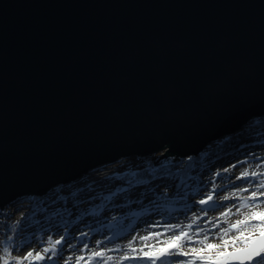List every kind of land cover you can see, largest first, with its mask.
Here are the masks:
<instances>
[{
  "label": "water",
  "instance_id": "obj_1",
  "mask_svg": "<svg viewBox=\"0 0 264 264\" xmlns=\"http://www.w3.org/2000/svg\"><path fill=\"white\" fill-rule=\"evenodd\" d=\"M261 115L264 0H0V209Z\"/></svg>",
  "mask_w": 264,
  "mask_h": 264
},
{
  "label": "rangeland",
  "instance_id": "obj_2",
  "mask_svg": "<svg viewBox=\"0 0 264 264\" xmlns=\"http://www.w3.org/2000/svg\"><path fill=\"white\" fill-rule=\"evenodd\" d=\"M264 115H261L259 118H263ZM254 119V118H253ZM248 123V122H247ZM246 123V124H247ZM238 130H241L240 128ZM237 130V131H238ZM236 131V132H237ZM257 134H260L262 138H264V125L263 126H258L256 128L249 129L245 136L237 142V144H234L231 146L230 149H232L235 153L237 152L240 147L249 141L252 140V138L255 139V136ZM223 137H219L218 139L214 140L213 142L207 143L200 151L198 154H205L210 152L214 146H209L210 144L216 143L217 140L222 139ZM231 140V139H228ZM232 141V140H231ZM252 142V141H251ZM264 144V141L262 142ZM216 147H214L213 150H215ZM251 148V147H249ZM256 149V147H254ZM230 149H227V154L231 152ZM230 150V151H229ZM250 150V151H249ZM254 151L253 148L248 149L244 154H241V156L246 155L248 152ZM263 151L262 153H259L260 158L258 157L257 154H250L248 155L247 160H249L248 164H253L252 167H249L248 164L241 165L238 169L236 168H230L226 170L225 168L228 166L230 162L234 165V163L237 162L235 160L236 157H231L228 158L227 161L225 160H211L213 159L209 156H205L202 159H198L197 163L202 164V167H197V165L192 169V171H189L187 174H191L190 177L187 175L185 177V181L180 180L179 177L176 175L173 176H167L164 175H153L152 179H146L145 184L148 189L151 190L152 188L157 186L156 188V195H152V192H149L150 197H152V200L157 203L158 207H161L163 204L168 206V205H173L169 209H175L177 206L181 205H186L187 207H190V211L188 210L186 213L190 214V216L196 217L197 213H199V210H202V206L199 207V205L192 204L193 201H198L201 200V196L203 200L207 199L208 195H212V197H215V190L219 187L220 184H225L228 182V180H231L234 175H241L242 172L244 171H255L256 173L259 172V169L261 166H259V163L263 161L264 156V149H261ZM158 153H155L154 155L151 154L146 157H138V156H132L129 158H121L120 160L114 162L113 164H105L103 166H99L87 175H84L82 179H78L74 182L68 183V184H61L57 186V189H51L48 190V193L44 195H48L43 201L42 204H40V207L42 208V213L41 214H46V212L54 217H50V219L47 220V218H42L36 217L37 219L36 222L32 223L31 225L28 226L29 231H31V236L25 240L21 241L20 243H17L14 247H10L8 249V253H11L12 256H15L17 258H21L25 256L28 252H33L35 255L36 252H40L41 255L45 256V259L37 261V263L32 264H59L61 263V258L57 253L61 250V247H65V240L68 239L66 244H69L70 246H74L75 244H78L81 242L80 247L83 249L85 245L87 247L85 248H95L96 249V244L98 243V240H101L102 237L99 235H92L89 233V230H85L84 233L82 234V238L76 239L72 237H68L69 233H73L77 229H83L82 227L74 228L75 225H83V221H89L91 220V216L96 214L99 211H104V208H107L113 201H110L112 197L115 196V194L122 192L127 188L133 187V191L135 190H140L137 188H141L142 186H136L139 185L141 182H135L132 185H126L124 181L119 179V175L122 172L126 171V174L128 172H133L136 171L137 169H141L142 165L146 164V159L148 157H154ZM230 155V153L228 154ZM227 155V156H228ZM226 156V157H227ZM174 157V156H173ZM190 157V156H188ZM196 157V156H193ZM172 158V157H171ZM187 157L181 158V162L178 166L176 164L172 167L174 170L179 169L181 166H183L185 163ZM168 158L162 157L160 160H167ZM243 157L239 158L238 160H242ZM199 164V165H200ZM231 164V165H232ZM209 165V166H208ZM230 165V166H231ZM207 167V169H205ZM249 167V168H248ZM196 170L199 171L196 173ZM231 173L232 176L227 177V174ZM123 182H121V181ZM198 184L200 188L196 191L197 193H192L194 189H196L195 184ZM187 184V185H185ZM161 185L162 187H160ZM193 185V186H192ZM203 185H206L205 188H202ZM159 186V187H158ZM167 186V187H166ZM250 187L254 186V184H249ZM117 188L116 190L113 191L114 188ZM56 188V187H54ZM166 188V189H165ZM164 189V190H163ZM116 191V192H115ZM163 192V194H160ZM180 195L177 197L181 201L178 203H169L171 202V196L168 198L166 194L170 193ZM184 194V196H182ZM43 197V196H41ZM183 197V198H180ZM218 200V199H217ZM76 201V203H73ZM72 202V204H71ZM181 203V204H180ZM30 202L26 201L25 199L23 200H17L10 202V206L5 205L2 207V211L4 212L3 214H0V257H5L2 251V235L3 231L5 229L6 224H11L13 222H17L19 218H21L22 215H24L25 212H27V205H29ZM93 204V205H92ZM91 205L94 208V205H96V208L94 210H90V213H85L83 211V214L80 215L79 217V211H77L79 208H86V207H91ZM207 207V206H206ZM264 208V205H261L260 208H256V211H261V208ZM135 211V209L133 210ZM135 213V212H133ZM37 215L36 212L32 214L31 216ZM64 215L66 218H64ZM169 216L168 214L165 215H153L152 217L149 218L147 224L153 225V224H160L159 220L163 219L164 217ZM77 217V218H76ZM199 217V216H198ZM64 220V224H61L60 220ZM46 222V223H44ZM60 222V223H59ZM128 223V222H127ZM164 223V222H163ZM73 226V227H72ZM167 227L164 224L158 225L157 228H163ZM184 228L181 227V229H178L177 231H174L171 233V236L178 235L181 231H183ZM157 231V230H155ZM170 237H165L163 240L158 241V242H153L154 243V249L158 248H166L168 246V243H170ZM62 238V239H61ZM61 240V243L59 245L55 244L56 240ZM120 241L117 239L114 242ZM113 243V242H112ZM51 244V248H50ZM196 247H201L200 245H195ZM49 248L51 249L48 253H44L43 249ZM231 251V250H229ZM86 252V251H85ZM87 254V252H86ZM50 257V259L48 258ZM6 258V257H5ZM9 259V264H15V262L11 259L10 256H8ZM150 262V261H148ZM197 262H195L196 264ZM23 264H27V261L23 262Z\"/></svg>",
  "mask_w": 264,
  "mask_h": 264
},
{
  "label": "bare ground",
  "instance_id": "obj_3",
  "mask_svg": "<svg viewBox=\"0 0 264 264\" xmlns=\"http://www.w3.org/2000/svg\"><path fill=\"white\" fill-rule=\"evenodd\" d=\"M250 123L252 124L253 121H251ZM263 140L264 138H262L260 134H257L255 136V139L252 138V142L250 141L251 143L247 145V147L254 146L256 147V149H254V151L248 152L244 156H239L238 159L241 157H243V159H235L237 160V162L234 163V165L232 164L233 161L230 162L225 169L228 170L232 168V166L233 168L238 169L241 165L248 164L249 160H247L248 158H246L248 157V155L252 153L258 155L259 153L263 152L261 151V149H264V144H261ZM242 149L243 148L238 149L239 152H241ZM245 151L246 149H243V152ZM262 156H264V154H262ZM258 157L260 158V155H258ZM225 159L227 158L224 156L223 160ZM248 165L249 167L253 166V164ZM202 166V164L198 165V167ZM259 166L261 167L259 169V172H257L256 177L249 176L247 178L237 179L241 176L238 174L234 175L231 180H228L227 183L220 184L219 187L215 190V197H213L211 201H208V203L201 205L199 203V199L196 202H192V204L203 207L201 208L202 210H199L200 212L196 214V217L190 216V214L186 213L188 210L190 211L191 208H185V205L177 206L178 204H176L175 206L177 207L174 210L169 209L173 205L166 206L163 204L161 207H158L160 205L155 203L152 200V197H150L149 195V192H152V195L157 192L156 185L154 188L149 190V187L146 186L148 184H144L141 181L139 185L137 184L134 186L136 187L141 185V188H137L140 190L133 191V187H129L124 191L122 189V192H119L115 194L114 197L110 198V201H113L114 205L117 207L115 208V210H104L97 212L96 214L91 216V220H87L85 222L83 221V225H75L73 227V229L75 227H82V230L77 229L73 233L68 234V237L76 239L82 238V234L85 230H89V233H91L93 236L99 235L102 238L101 240H98L96 249L85 247L81 249V242H79L78 244L74 243V246H70L69 244H66V242L68 241L67 239L63 243V245L65 244V247H61V250L59 251V253H57L62 260L59 264H75L76 257L79 256L84 257V260H81L80 264H105V261L106 264H117V261H119L120 264H132V262H142L146 264L148 263V260H141L138 257H140L143 252H149L150 250H153V242H158L163 240L165 237H170L172 232L181 229V227L184 228L183 231H187L188 235L192 237L191 242H188L186 238L181 242L183 244V251L190 252L192 248H195V245H200L199 241L203 240V237L205 235L209 237V241L207 242L215 243L222 249V243L219 241V239H214L213 237H215L217 233H221L222 229L229 228L230 225L235 223L236 220L243 219L244 215L247 214L250 210L256 211V209L240 208V212L237 213V208L241 204L253 203L252 201H249L247 197L251 194L252 191H256L258 189V185L261 182H264V175H261V173H264V158L263 161L259 163ZM205 169H207V167ZM251 172L252 171H249V173ZM229 176L231 177L232 174L228 173L227 177ZM194 184L195 187L198 185L196 183ZM249 184H254V186L250 187ZM205 186L206 185H203L202 188H205ZM245 187L249 188L248 192L239 191L240 188ZM116 189L117 188L115 187L113 191ZM197 190L194 189L191 192L196 194ZM259 191H264V189H259ZM226 196L229 197L227 200L224 199V197ZM260 199L264 200V197H261ZM255 203L259 204L260 201H256ZM134 209L135 211H133ZM229 209H231V212L227 217L221 215L222 213L227 212ZM261 210H264V208L262 207ZM165 214H168L169 216L160 219V224L156 223L150 225L146 222V220L149 219L148 217L150 216L152 217L153 215L157 216ZM178 217H181L182 219H179ZM253 223H259V221H253ZM161 224L167 226L163 228L162 231V228H157L158 225ZM213 224H215L216 227H213ZM170 225H177L178 227L172 229L169 227ZM238 234L239 233L236 230H232L228 233V237H235ZM142 237H149V239L144 240L142 239ZM228 237L225 238L227 239ZM117 239H119L120 241L114 242ZM130 243L132 244L133 248L137 250L135 253L132 252V249L128 247ZM109 249L114 250L109 251ZM228 250L232 249L229 248ZM85 251L87 252V254ZM92 251L103 252L104 258L101 259L96 257L89 260L88 257L90 256ZM170 252L175 253L176 249H170ZM125 253H128L130 257L135 256L137 257V259L124 260L122 259V257ZM108 257H111V259H108ZM191 258V256L184 257L176 256L173 254L170 256L161 257V259L157 261V264H180V261ZM196 262V264H200L199 261Z\"/></svg>",
  "mask_w": 264,
  "mask_h": 264
},
{
  "label": "snow or ice",
  "instance_id": "obj_4",
  "mask_svg": "<svg viewBox=\"0 0 264 264\" xmlns=\"http://www.w3.org/2000/svg\"><path fill=\"white\" fill-rule=\"evenodd\" d=\"M261 175H264V173H261ZM249 176L256 177L257 173L255 171H252L251 173L244 171L237 179L247 178ZM259 189H264V182H261L258 185V189L252 191L247 197V199L253 203L241 204L237 208V213L240 212V208L256 209L260 208L261 205H264V200L260 199L261 197H264V191H259ZM239 191L248 192L249 188H240ZM228 198L229 197L227 196L224 197L225 200ZM212 199V195H208L206 200L202 199L199 203L203 205ZM256 201H260V203H255ZM230 212L231 209L221 215L227 217ZM253 221H259V223H253ZM169 227L175 229L178 226L170 225ZM213 227H216V225L213 224ZM232 230H236L239 234L235 237H228V233ZM225 237L228 238L226 239ZM185 238L188 242L192 241V237L188 235L187 231H181L178 235L169 238L171 242L168 243L166 248H158L150 250L149 252H143L138 258L141 260L146 259L150 261L151 264H157V261L160 260L161 257L174 254L176 256L192 257L191 259L180 261V264H195L196 261H199L200 264H264V210H250L244 215L243 219L236 220L229 228H224L221 230V233H217L213 238L219 239L223 245L222 249L215 243L207 242L209 241V237L205 235L203 240L199 241L201 247L192 248L190 252H186L182 250L183 244L181 243ZM142 239L147 240L149 237H142ZM60 243L61 240L59 239L55 241V244L57 245ZM85 247H87V245H85ZM128 247L132 249V252L134 253L137 251L133 248L131 243ZM229 248L232 250L229 251ZM170 249H176V252L172 253L170 252ZM50 250L51 249L49 248H45L43 249V252L48 253ZM113 250L114 249H109V251ZM6 255L10 256L15 264H23V261H28L30 257L37 261L45 259V256L41 255L40 252H36L34 255L31 251L21 258L12 256L11 253H6ZM96 257L103 259L104 253L100 251H92L88 259L91 260ZM48 258L50 259V257ZM108 259H111V257H108ZM122 259H137V257H130L128 253H125ZM81 260H84L83 256L76 257L75 264H80ZM0 264H9V259L0 257ZM117 264H120V262L117 261Z\"/></svg>",
  "mask_w": 264,
  "mask_h": 264
},
{
  "label": "trees",
  "instance_id": "obj_5",
  "mask_svg": "<svg viewBox=\"0 0 264 264\" xmlns=\"http://www.w3.org/2000/svg\"><path fill=\"white\" fill-rule=\"evenodd\" d=\"M259 123V122H258ZM261 125H264V121L260 122ZM259 123V124H260ZM255 123H252V125L250 126V128L254 127L255 125H253ZM257 124V125H259ZM256 125V126H257ZM247 125L242 127L240 131L236 132V136L234 137L233 140H237L239 137H243L244 134L247 132L246 129ZM246 129V130H244ZM240 133V134H239ZM227 137H223L222 139H219L216 141V143L210 144L209 146H214L216 147L215 150L214 147L212 148V150L208 153H206L207 156H211V155H215L217 154H225L226 150L229 147V142L226 141ZM237 137V138H236ZM205 154H199L196 155V157L190 156L187 157L185 160V163H183L184 165L181 166L179 169H173L172 167L176 164V166H178L181 162V158H168L167 160H163L161 161L160 159L163 157L162 156V152H160L159 154H157L154 157H148L145 161L146 164H144V166L142 165L141 169H137L136 171L133 172H128L126 174L125 172L120 173V175L118 176L119 179H121L122 181H124V183L126 185H132L135 182H140V181H145L146 179H151L153 178V175H167V176H173L176 175L178 176L181 180H184V178L188 175L187 173H189V171H191L196 165H198V159H202L203 157L206 156ZM163 175V176H164ZM120 180V181H121ZM121 181V182H122ZM123 183V182H122ZM53 188V189H57ZM48 195H44L43 197H39V196H22L19 197L17 199H15V201L17 200H23L25 199L26 201L30 202L29 205H27V212L24 213V215L21 216V218H19L17 220V222H13L11 224H6L5 225V229L3 231V237L1 240V246H2V251L3 254L5 255V259H8V255H6V253H8V249L10 247H14L17 243H20L21 241H25L27 240L30 236H31V231L27 230L28 226L31 225L32 223L36 222L37 219H35L36 217H38V219L40 217L42 218H47L50 219V217H54L50 214H48L46 212V214H41L42 213V208L40 207V204H42V201L47 197ZM170 198V196L175 199L174 194H168L166 195ZM176 200V199H175ZM73 203H76V201H74ZM72 204V202H71ZM93 205V204H92ZM91 205V207H86L84 209L79 208L77 211H79V216L83 214L84 212H90V210H94V208H96V205L93 206ZM10 206V204L8 205ZM36 212L37 215L31 216L32 214H34ZM4 212L0 209V214H3ZM64 218H66V216L64 215ZM64 220H60L61 224H64L63 222ZM59 222V223H60ZM46 223V222H44ZM51 245V244H50ZM25 262V261H23ZM32 262H36L34 261L33 258H29V260L27 261V264H32Z\"/></svg>",
  "mask_w": 264,
  "mask_h": 264
}]
</instances>
